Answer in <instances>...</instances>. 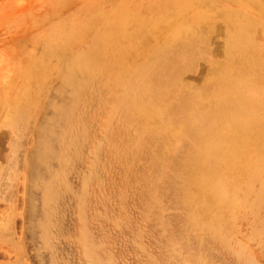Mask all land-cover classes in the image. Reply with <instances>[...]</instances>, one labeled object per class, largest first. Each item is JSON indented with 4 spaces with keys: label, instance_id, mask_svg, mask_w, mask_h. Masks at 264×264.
Listing matches in <instances>:
<instances>
[{
    "label": "rangeland",
    "instance_id": "1",
    "mask_svg": "<svg viewBox=\"0 0 264 264\" xmlns=\"http://www.w3.org/2000/svg\"><path fill=\"white\" fill-rule=\"evenodd\" d=\"M261 138L264 0H0V264H264Z\"/></svg>",
    "mask_w": 264,
    "mask_h": 264
},
{
    "label": "bare ground",
    "instance_id": "2",
    "mask_svg": "<svg viewBox=\"0 0 264 264\" xmlns=\"http://www.w3.org/2000/svg\"><path fill=\"white\" fill-rule=\"evenodd\" d=\"M168 47V46H167ZM166 47V50H168V48ZM227 96V95H225ZM228 97V96H227ZM196 98V97H195ZM183 100L184 97H181L180 99H178L179 103L178 105H183ZM177 101V102H178ZM176 102V103H177ZM227 104L224 103V105H222L221 107L215 106V112L218 114V116H221L224 119H228V113H227ZM226 110V112H225ZM244 107H240L237 108L235 111L236 113H239L240 111H243ZM200 112V111H199ZM198 115H202L204 112L199 113ZM214 113V112H213ZM212 113V114H213ZM208 115L211 116V113ZM210 128H208L209 130ZM199 131V128H198ZM224 130L221 129H217L215 130L214 128H211L209 130L210 133H214L215 134V139L213 140H209L208 138H203L202 141L207 142L206 143V148L207 151L210 153H216L217 157H214L213 155V160L214 162L212 164H210L209 166H205L206 164L204 162H201L200 159L198 157H194L193 158V168H206L207 171L205 173H203V176L198 180V182L196 180L193 181V185L195 186L196 184H198L199 188H206L207 192L205 194V199H200V201H204V200H213L215 198V191L223 184V180L220 176V167H218L221 162L223 160H225L227 158V155H225V153L222 151V149L224 147L228 148V153H229V157H231L232 159H236L238 157L237 154V147H238V141L236 139L238 138L236 137V139H229L227 138V135L224 134L223 132ZM202 131L199 132V137H202ZM261 142L264 145V138H261ZM197 191H194V187L192 188V190L189 189V194L188 197L193 201L197 199V194L195 193ZM202 197V196H201Z\"/></svg>",
    "mask_w": 264,
    "mask_h": 264
}]
</instances>
